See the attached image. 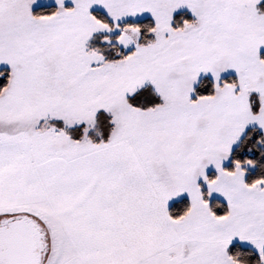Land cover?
<instances>
[{
	"label": "snow or ice",
	"instance_id": "6c2138e0",
	"mask_svg": "<svg viewBox=\"0 0 264 264\" xmlns=\"http://www.w3.org/2000/svg\"><path fill=\"white\" fill-rule=\"evenodd\" d=\"M46 5L0 0V264H264V0Z\"/></svg>",
	"mask_w": 264,
	"mask_h": 264
},
{
	"label": "rangeland",
	"instance_id": "374dc122",
	"mask_svg": "<svg viewBox=\"0 0 264 264\" xmlns=\"http://www.w3.org/2000/svg\"><path fill=\"white\" fill-rule=\"evenodd\" d=\"M54 5V0H48V5L46 6H53ZM184 11H187L186 9ZM190 14V13H189ZM191 15V14H190Z\"/></svg>",
	"mask_w": 264,
	"mask_h": 264
},
{
	"label": "trees",
	"instance_id": "16d2710c",
	"mask_svg": "<svg viewBox=\"0 0 264 264\" xmlns=\"http://www.w3.org/2000/svg\"><path fill=\"white\" fill-rule=\"evenodd\" d=\"M49 7H51V6H49ZM188 17L190 18L191 17V15L188 13Z\"/></svg>",
	"mask_w": 264,
	"mask_h": 264
}]
</instances>
